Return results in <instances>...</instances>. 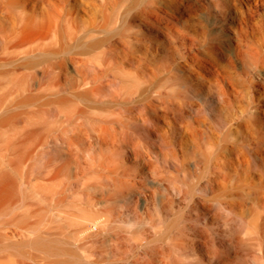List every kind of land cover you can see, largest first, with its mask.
Segmentation results:
<instances>
[{"label": "bare ground", "instance_id": "bare-ground-1", "mask_svg": "<svg viewBox=\"0 0 264 264\" xmlns=\"http://www.w3.org/2000/svg\"><path fill=\"white\" fill-rule=\"evenodd\" d=\"M0 149V264H264V0H0ZM33 188L90 239L132 201L155 239L61 248Z\"/></svg>", "mask_w": 264, "mask_h": 264}, {"label": "rangeland", "instance_id": "rangeland-1", "mask_svg": "<svg viewBox=\"0 0 264 264\" xmlns=\"http://www.w3.org/2000/svg\"><path fill=\"white\" fill-rule=\"evenodd\" d=\"M3 150L5 149H0V165H2V162L6 159V157L4 156L6 150L5 151ZM38 159H42V157H38L37 160ZM152 162L154 163V165H156L157 169L162 170L166 172L168 175H170L171 169L167 166V163H165V160L162 157L158 156L157 158H153ZM172 181L175 180L172 179ZM81 190H82L81 188H75V190H67L66 197L64 194L65 197L64 203L70 202L75 205L79 204L81 201L79 192ZM17 191L19 194V206L24 207L27 203H31L32 206L36 207L34 216L30 217L31 222L34 221V226L36 228V231L38 228H40L39 227L40 225L42 226L44 224H48V225L54 224L55 226H58L61 232V234H59L58 236L60 241L59 247L67 248L72 252L76 251L85 254V251L86 253H88L87 251H90L92 249L96 250L97 253H103V254L112 253V251L118 252L117 251L118 248L115 243V235L120 234L122 236L123 235L126 236L125 242L127 243H124V245L122 244L121 246H119V248L125 250L132 249L130 254L133 252L137 256L139 254V251L136 249L137 247H135V245H138V243L136 241H130L128 239V236L131 237L137 236L135 233H133L134 230L138 228H145L147 237H150V239L152 240L155 239V236H153L154 231L152 229V225L150 224V220L148 218L145 219L138 218L136 217V214L128 210L130 208V206L128 205L132 206L134 204V202L132 201L130 202L127 201V203L121 201L118 204H116V214H118V216L114 217V219L104 229L98 230L97 235L92 239H90L89 237H83V235H81L78 232V225L70 223L69 221H64L62 219H58V218L55 219L54 217L50 216L53 210L52 203L49 199H48L49 201L43 199L41 195V191L38 188L28 189L26 191L24 189H20V191L19 190ZM83 191L86 192L87 190H83ZM159 198L160 196H158V200ZM156 204L152 202L148 207L149 213L153 219H156V216L152 215V213L154 214L156 212L155 211V209L157 208ZM144 206H145L144 201L142 197H140V199L136 203V209L138 210V213L144 214L145 212ZM9 209L10 207H8L7 204H3L0 210V218L6 217L7 213L9 212ZM177 211L178 209L174 210L172 213L166 216L164 224H170L176 227L179 225H183L186 227V230L189 231L187 233L189 234L192 231V229L190 228L188 229V227L191 225L194 226V220L192 217H190L191 213L184 211L186 214H184L185 220H183V217L177 215ZM140 220H144L145 224L144 223L141 224ZM200 221L201 222L197 224V227H202L204 225V223L202 222L204 220H200ZM208 225L211 231L214 232L219 231L217 222H208ZM161 231L163 232V229L160 230L158 229V231L156 232L157 237L160 235ZM6 242L7 240H2L0 242V246H4ZM144 245L146 246L149 244H144ZM138 247H142V246L138 245ZM23 248L36 250L35 247L25 244L20 245V250H23ZM140 249L141 248H139V250ZM255 249H256L255 247H250V250L252 252H254ZM12 256L13 254H11V257ZM249 261L250 262H247L246 260H240L236 264H254L251 262L252 260ZM28 262H31L30 259H28Z\"/></svg>", "mask_w": 264, "mask_h": 264}]
</instances>
